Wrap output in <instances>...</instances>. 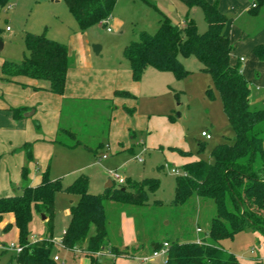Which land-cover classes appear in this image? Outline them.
<instances>
[{
  "label": "trees",
  "instance_id": "1",
  "mask_svg": "<svg viewBox=\"0 0 264 264\" xmlns=\"http://www.w3.org/2000/svg\"><path fill=\"white\" fill-rule=\"evenodd\" d=\"M8 0H0L5 4ZM81 31L105 24L113 15L118 0H63ZM189 10L202 8L208 30L200 34L195 21L187 15L182 24H174L165 17L157 32L141 34L137 42L124 49V58L129 62L135 82H141L147 68L172 73L179 81L187 78L188 71L180 57H194L201 64V72L211 76L219 91L225 113L235 132L230 143L216 146L211 152L212 161H197L184 165L185 176L176 177L175 199L172 206L185 205L192 199L215 209L207 241H169L167 264H243L235 255L222 246V241L233 239L236 234L247 230L264 233V110H252L251 86L240 71L232 65L234 46L225 35L229 18L220 12L218 4L206 0H181ZM264 5L252 10L255 14ZM1 40V31H0ZM27 55L20 63L6 61L2 67V79L13 81L24 76L49 84L48 91L63 96L70 68L69 48L66 44L51 40L45 34L28 32L25 35ZM254 54L264 61V47L254 49ZM212 93V89L208 90ZM125 94V93H124ZM131 111L130 113H132ZM135 139V135H133ZM205 145H200V152ZM27 155L32 159L31 145H26ZM181 156L192 154L178 150ZM27 168L23 179H27ZM127 183L120 188L114 186L103 194H91L88 190L89 177L81 175L68 187L61 180L52 181L48 172L43 175L38 187L26 186L23 194L0 199V221L4 215L13 214L19 231L21 254L14 257L16 264H66L56 262L55 244L50 239L29 242L30 225L34 215H44L47 233L54 231L56 216L55 199L64 192L79 197L71 207V220L64 234L65 249H82L91 264H105L97 254L109 249V230L106 205L115 202L127 206H145L149 196L155 193L160 182L156 179ZM231 203L233 210L229 209ZM10 226L6 229L8 230ZM163 242V243H164ZM163 243H153L161 246ZM138 247L110 246L116 257H136ZM253 264H264L256 259Z\"/></svg>",
  "mask_w": 264,
  "mask_h": 264
},
{
  "label": "rangeland",
  "instance_id": "2",
  "mask_svg": "<svg viewBox=\"0 0 264 264\" xmlns=\"http://www.w3.org/2000/svg\"><path fill=\"white\" fill-rule=\"evenodd\" d=\"M206 1L211 4L217 3L220 12L229 18L225 35L235 46L231 58L232 65L239 67L251 86V109L264 110V61L254 54L255 48L264 47V5L255 14L252 10L258 5V0ZM246 2L249 3L248 6H243L247 4ZM188 11V7L181 0H118L107 24L81 31L63 0H8L5 4H0L1 41L6 45V48L0 51V60L20 63L28 54L25 35L31 32L45 34L47 38L67 46L76 43L75 35L85 33L92 46L101 45L106 50L109 49V58L113 62L121 57L122 46L137 42L141 34H155L164 16L178 25L185 21ZM189 17L195 21L200 34L208 30L202 8H193ZM115 20L119 25H115ZM108 27L112 28L113 32H108ZM7 28L11 31H7ZM241 58H244V61H241ZM180 60L191 74L181 81L162 84L159 94L160 112L157 118H154L147 128L143 126L141 130H133L137 141L141 142L132 141L130 151L116 153L112 150V153H109V160L106 161L101 159L105 153L103 145L112 144L113 139L95 147L96 156L88 155L90 160L95 162L86 174L90 177L88 185L90 193L102 194L108 181H113L110 173L114 172L132 183L149 179L160 182L159 189L150 194L145 206L107 203L110 241L116 247L124 249L120 246L122 243L120 230L125 221L127 223L125 225L132 227L135 236L138 237V243L132 247L138 248L141 244L143 247L136 252V257L120 258L118 262L112 258L101 260L105 264H139L138 258L152 256L154 251L152 245L155 242L163 243L165 240L208 242L206 238L208 239L207 234L215 209L210 205L205 206L197 199H192L182 206H172L175 199L176 175L172 174L171 167L182 168V157L176 149L186 150L199 160L212 161L213 149L218 145L232 142L235 132L211 76L199 70L202 64L194 57H180ZM209 89H212L211 94L208 93ZM139 103V123L145 124L149 121L148 103L143 98L139 99ZM125 110L130 114L128 108ZM165 113L171 114L173 120L170 121L167 116L169 114ZM165 119H168L171 128L166 126ZM203 131L211 133L212 140H205L201 135ZM134 133L129 135L128 142ZM201 144L205 145L202 152ZM173 148H176V151ZM21 150L26 154L27 164L24 168H27L28 178V163L31 159L25 146ZM152 163L165 168L160 167L153 172ZM46 172L48 169L41 173V178ZM125 181L128 182L126 179ZM114 188H120L118 183L115 182ZM76 197L64 192L56 195V216L52 233L55 237H60L68 226L69 219L65 218L63 211L70 207V202ZM228 206L233 210L231 203H228ZM8 216L9 214L4 215L0 221L2 246L0 264H15L13 260L17 255L11 247L20 246L18 229ZM40 216L42 215L35 214L30 225V243L46 237L47 224H43ZM8 226L10 227L7 230ZM198 228L202 229V234L197 233ZM222 246L243 264H253L256 259L264 261V233L261 231L247 230L238 233L233 239L222 241ZM62 254L69 264L81 262L79 256L76 260L69 253ZM151 264H164V260L155 259Z\"/></svg>",
  "mask_w": 264,
  "mask_h": 264
},
{
  "label": "crops",
  "instance_id": "3",
  "mask_svg": "<svg viewBox=\"0 0 264 264\" xmlns=\"http://www.w3.org/2000/svg\"><path fill=\"white\" fill-rule=\"evenodd\" d=\"M246 3L243 6H248L249 3ZM191 11L192 9L188 11L187 15H190ZM115 21V25H119L117 20ZM102 25L104 24H99V26ZM74 37L76 43H70L68 46L70 68L63 96L49 92L48 83L29 77L19 76L15 77L13 81L3 80L2 67L5 60H0V198L20 196L26 186L38 187L43 180L41 173L47 169L52 181L61 180L64 187L70 186L78 177L86 175L87 171H90L95 165V162H92L93 160L91 161L88 156L97 154L95 147L102 146L104 142H111L112 139V144L103 145L105 153L102 157L108 156L107 159L101 157L103 161L109 160V153H112V150H115L116 153L130 151V147L133 145L132 141H137L133 130H141L143 126L147 128V125L150 126L160 112L159 94L162 84L177 81L172 73L160 72L149 67L141 82H135L130 64L123 55L127 46H122L121 57L119 56L111 62L109 49L106 50L101 45L92 46L85 33ZM4 48H6L5 44ZM242 59L244 58L240 60L242 61ZM170 74L172 76H169ZM142 98L148 103L149 121L145 124L139 123V99ZM127 108L129 112L133 111L130 113L132 115L127 114L125 110ZM167 116L170 121L173 120L171 114ZM164 121L168 128L172 127L168 119ZM132 133L136 138L132 137L128 142L127 138ZM140 142L137 141V143ZM26 145H31L32 159L28 163V178L24 181L23 169L27 164V159L21 149ZM106 146H109V149H106ZM175 149L173 148V150ZM181 157L182 167L200 161L193 155ZM152 166L154 167L153 172L163 167L156 163H152ZM125 179L127 180V178ZM111 183L115 186L114 181L111 180ZM105 191H107L106 187H104L103 193ZM91 194L101 193L93 192ZM78 201L79 197L77 196L70 202V207L63 211L65 218L69 219V223L71 207ZM8 219L15 224L13 214H9ZM41 220L43 224H47V219ZM125 224L127 223L124 221L120 230L122 238L120 246L132 247L138 243V237L135 236L132 227ZM67 227L60 237H55L54 234L50 236L47 233L43 239L48 238L53 241L60 262L69 264L62 254L63 252L74 256L76 260L79 256L80 264H91L82 249L70 251L62 246ZM110 246L115 245L109 241V249L97 254L100 260L112 258L118 262L120 258H126L114 257L111 254Z\"/></svg>",
  "mask_w": 264,
  "mask_h": 264
},
{
  "label": "built area",
  "instance_id": "4",
  "mask_svg": "<svg viewBox=\"0 0 264 264\" xmlns=\"http://www.w3.org/2000/svg\"><path fill=\"white\" fill-rule=\"evenodd\" d=\"M255 6L256 5L254 4L253 7H255ZM105 23L107 24L108 21H106ZM7 30H10V28H7ZM107 31L108 32H112L113 30H112V28L108 27ZM242 61H244V59H242ZM201 135L207 141L212 140V134L209 133L208 131H203ZM106 149H109V146H106ZM107 158H108L107 155H104L102 157V159H107ZM171 172H172V174H174L176 176H185L186 175L183 171L181 172L178 168H172ZM110 175H111L113 181L118 183L119 186H123L126 183L125 178H123L117 172L110 173ZM201 232H202V229L198 228L197 229V233H201ZM197 243H202V240H197ZM11 248L13 249V251L15 252L16 255L21 254L22 251H23V247H21V246L17 247V246L12 245ZM169 248H170L169 243L168 242H164L161 246H158L157 249H154L151 257L138 258V260L140 261L139 264H151L152 260L159 259V258H163L164 264H167L168 256H169ZM1 249H2V246L0 245V250ZM5 249H9V248L5 247ZM54 260L56 262H60L61 261L60 257L58 255H56L54 257Z\"/></svg>",
  "mask_w": 264,
  "mask_h": 264
},
{
  "label": "water",
  "instance_id": "5",
  "mask_svg": "<svg viewBox=\"0 0 264 264\" xmlns=\"http://www.w3.org/2000/svg\"><path fill=\"white\" fill-rule=\"evenodd\" d=\"M3 46H4V44H3V42L0 40V51L3 49ZM112 187H113V184H112L111 181H110L109 184L106 186V188H107V189H110V188H112ZM42 219H43V220H46V217L43 215V216H42ZM157 248H158V246L156 245L154 249H157Z\"/></svg>",
  "mask_w": 264,
  "mask_h": 264
}]
</instances>
